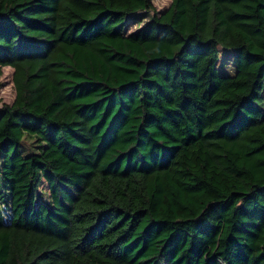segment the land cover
I'll list each match as a JSON object with an SVG mask.
<instances>
[{
    "label": "trees",
    "instance_id": "obj_1",
    "mask_svg": "<svg viewBox=\"0 0 264 264\" xmlns=\"http://www.w3.org/2000/svg\"><path fill=\"white\" fill-rule=\"evenodd\" d=\"M4 67L0 264H264V0H0Z\"/></svg>",
    "mask_w": 264,
    "mask_h": 264
},
{
    "label": "rangeland",
    "instance_id": "obj_2",
    "mask_svg": "<svg viewBox=\"0 0 264 264\" xmlns=\"http://www.w3.org/2000/svg\"><path fill=\"white\" fill-rule=\"evenodd\" d=\"M170 0H152L154 8L156 11H162L167 7ZM152 13H137L131 16L127 20V30L128 32L134 31L141 27L150 18ZM227 69L231 67L229 64L226 65ZM12 69L8 67L2 68V75L0 77V106L3 103H11L14 97V90L11 81Z\"/></svg>",
    "mask_w": 264,
    "mask_h": 264
}]
</instances>
